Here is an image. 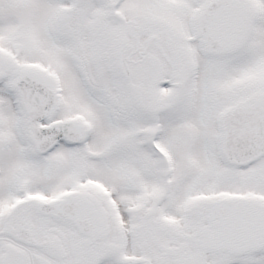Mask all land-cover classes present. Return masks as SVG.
<instances>
[{
	"label": "snow or ice",
	"instance_id": "obj_1",
	"mask_svg": "<svg viewBox=\"0 0 264 264\" xmlns=\"http://www.w3.org/2000/svg\"><path fill=\"white\" fill-rule=\"evenodd\" d=\"M0 264H264V0H0Z\"/></svg>",
	"mask_w": 264,
	"mask_h": 264
}]
</instances>
